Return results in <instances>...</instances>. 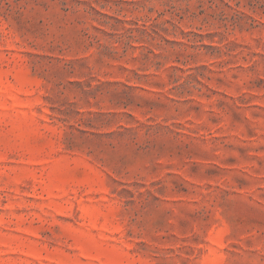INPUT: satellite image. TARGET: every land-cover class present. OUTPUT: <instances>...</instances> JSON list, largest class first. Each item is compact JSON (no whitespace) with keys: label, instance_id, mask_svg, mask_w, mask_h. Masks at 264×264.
Wrapping results in <instances>:
<instances>
[{"label":"rangeland","instance_id":"374dc122","mask_svg":"<svg viewBox=\"0 0 264 264\" xmlns=\"http://www.w3.org/2000/svg\"><path fill=\"white\" fill-rule=\"evenodd\" d=\"M0 264H264V0H0Z\"/></svg>","mask_w":264,"mask_h":264}]
</instances>
